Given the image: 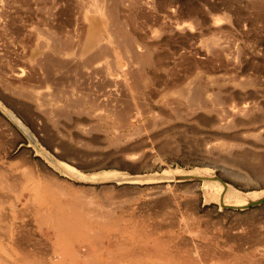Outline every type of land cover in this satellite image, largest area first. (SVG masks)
Segmentation results:
<instances>
[{
	"label": "rangeland",
	"instance_id": "rangeland-1",
	"mask_svg": "<svg viewBox=\"0 0 264 264\" xmlns=\"http://www.w3.org/2000/svg\"><path fill=\"white\" fill-rule=\"evenodd\" d=\"M0 224L39 264H264V0H0Z\"/></svg>",
	"mask_w": 264,
	"mask_h": 264
},
{
	"label": "bare ground",
	"instance_id": "bare-ground-1",
	"mask_svg": "<svg viewBox=\"0 0 264 264\" xmlns=\"http://www.w3.org/2000/svg\"><path fill=\"white\" fill-rule=\"evenodd\" d=\"M104 41V40H103ZM102 41V42H103ZM101 42V43H102ZM100 43V44H101ZM102 45H104V44H102ZM107 45V44H106ZM100 46L101 45H99V49H100ZM105 46V45H104ZM103 47V46H102ZM96 47H94V49H95ZM105 48V47H104ZM96 50V49H95ZM92 51V50H91ZM97 51H98V49H97ZM99 51H101V50H99ZM90 53V52H89ZM101 53V52H100ZM94 54V53H93ZM92 54V55H93ZM79 55V54H78ZM86 55H88V54H86ZM99 55V54H98ZM79 57V56H78ZM85 57V56H84ZM69 58V57H68ZM73 59V58H72ZM75 59V58H74ZM77 59V58H76ZM99 59V58H98ZM97 59V60H98ZM86 60V59H85ZM77 61V60H76ZM79 61V60H78ZM72 62H74V61H72ZM80 62V61H79ZM89 62V61H88ZM98 62V61H97ZM77 63V62H76ZM90 63H93V62H90ZM102 64V63H101ZM93 65V64H92ZM87 66H88V63H87ZM89 67V66H88ZM94 67H99L98 69H93V71L94 70H96V71H99V75H101V77H102V79H105L107 82H108V84L109 85H111L112 87L114 86H117V85H121L122 86V83H123V81L121 82L120 80H118L116 77H114V76H112L108 71H107V69L105 68V65L104 66H94ZM93 67V68H94ZM118 66H116V68H117ZM85 68H87V67H85ZM115 68V69H116ZM88 69V68H87ZM117 69H119V68H117ZM89 71V70H88ZM87 72V71H86ZM116 72H118V71H116ZM123 86H125V85H123ZM123 88V87H122ZM116 90V89H115ZM1 229H3V227H2V225L0 224V230ZM13 240V239H12ZM2 244V239L0 240V245ZM12 244L13 245H15V244H17L15 241H13L12 242ZM16 246V245H15ZM30 253V252H29ZM32 255H33V253H32ZM32 255H30V257L32 256ZM33 256H35V255H33ZM31 257V259L29 260V259H25V257H23V255H21L20 254V251H18L17 250V252H14V251H12V252H9V251H5V249L3 248V249H1V247H0V264H39V261H38V258L37 257Z\"/></svg>",
	"mask_w": 264,
	"mask_h": 264
}]
</instances>
